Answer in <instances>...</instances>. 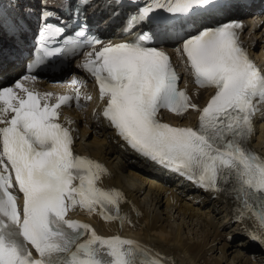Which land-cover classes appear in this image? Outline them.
Masks as SVG:
<instances>
[{
  "label": "snow or ice",
  "instance_id": "1",
  "mask_svg": "<svg viewBox=\"0 0 264 264\" xmlns=\"http://www.w3.org/2000/svg\"><path fill=\"white\" fill-rule=\"evenodd\" d=\"M88 4L89 0H76L75 14L69 9V21L61 19L57 24L48 22L51 12H42L38 43L45 56L69 51L68 47L49 50L45 45L52 37L63 38L66 46H76L78 38L86 36L87 23L81 16ZM196 5L207 6L201 9L207 13L220 2L154 0L140 9L138 22L151 24L154 8L171 17L130 42L96 48L102 43L98 38L84 41L93 51L86 54L87 63L78 67L94 77L100 99L106 101L103 118L131 150L206 191L230 190L242 198L245 207H250V201H259L264 208V158L247 146L257 110L254 99L264 102V73L239 43V22L228 21L179 37L194 82L215 89L202 109L189 103L185 91L178 90L169 56L151 46L177 38L173 22L191 15ZM69 22L80 29L74 33L77 39L66 35ZM29 79L37 77H23ZM14 88L26 95H17ZM14 88H0V124L5 125L0 127V264H136L137 242L119 236L104 238L89 224L66 219L67 212L77 205L89 212H96L98 205L102 218L111 221L114 216L106 206L117 207L122 196L117 190L97 187L105 169L99 162L75 155L70 129L57 122V109L73 97L63 95L57 103L49 104L50 94L42 97L20 81ZM79 98L77 92L75 99ZM161 108L176 115L192 108L199 112L198 125L162 123L157 119ZM13 172L23 194L22 212L8 191ZM259 220L264 229V215ZM85 233L89 238L79 242ZM247 235L264 244L255 233ZM31 249L38 258H33Z\"/></svg>",
  "mask_w": 264,
  "mask_h": 264
},
{
  "label": "bare ground",
  "instance_id": "2",
  "mask_svg": "<svg viewBox=\"0 0 264 264\" xmlns=\"http://www.w3.org/2000/svg\"><path fill=\"white\" fill-rule=\"evenodd\" d=\"M249 17L256 18L257 23L263 21L256 14ZM250 39L264 40L260 28ZM258 47L256 42L252 52L256 57H261L264 54V42L261 43L263 51L260 54ZM2 67L3 72L16 69L13 64ZM38 76L50 79V75ZM54 76L57 75L53 74L51 79L56 78ZM27 85L31 89L39 88L36 83L30 82ZM193 95L195 102L204 99L203 93L199 91ZM96 106L97 102L94 101L82 112L63 111L62 120L74 129L79 140L78 150L108 166L113 178L97 182V187L117 190L122 194L124 214L120 218L125 219L123 222L119 219L106 221L98 212L93 216H85L89 211L81 208L71 209L72 216L77 212L75 218L86 221L97 235L106 238L132 236L168 264H264V244L256 242L260 248H251L249 242L253 240L240 236L247 230L264 240V235L256 228V224L244 218L242 223L232 225L234 217L231 216L230 209H234L233 204H223L222 199H214L211 194L195 192L179 187L178 184L164 188L149 180L147 176L150 173L158 172L152 167L144 166L123 150L100 118L95 121ZM260 130L256 140L264 151V125H261ZM110 207L107 206V209ZM86 237H89L88 233Z\"/></svg>",
  "mask_w": 264,
  "mask_h": 264
},
{
  "label": "rangeland",
  "instance_id": "3",
  "mask_svg": "<svg viewBox=\"0 0 264 264\" xmlns=\"http://www.w3.org/2000/svg\"><path fill=\"white\" fill-rule=\"evenodd\" d=\"M9 81H7V83H8ZM4 85H6V83H4L2 86H4ZM257 249V248H256ZM257 253H259V251L257 250Z\"/></svg>",
  "mask_w": 264,
  "mask_h": 264
}]
</instances>
